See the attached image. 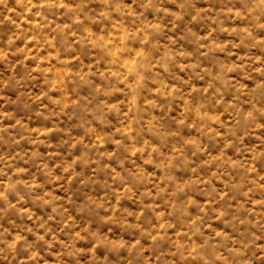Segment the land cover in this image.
I'll list each match as a JSON object with an SVG mask.
<instances>
[{
    "label": "clouds",
    "instance_id": "1",
    "mask_svg": "<svg viewBox=\"0 0 264 264\" xmlns=\"http://www.w3.org/2000/svg\"><path fill=\"white\" fill-rule=\"evenodd\" d=\"M0 264H264V0H0Z\"/></svg>",
    "mask_w": 264,
    "mask_h": 264
}]
</instances>
